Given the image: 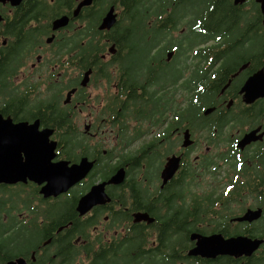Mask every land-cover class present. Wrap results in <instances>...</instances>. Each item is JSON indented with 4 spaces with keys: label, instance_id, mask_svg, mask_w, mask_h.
Here are the masks:
<instances>
[{
    "label": "flooded vegetation",
    "instance_id": "flooded-vegetation-1",
    "mask_svg": "<svg viewBox=\"0 0 264 264\" xmlns=\"http://www.w3.org/2000/svg\"><path fill=\"white\" fill-rule=\"evenodd\" d=\"M82 1L0 0V264H264V0Z\"/></svg>",
    "mask_w": 264,
    "mask_h": 264
},
{
    "label": "trees",
    "instance_id": "trees-1",
    "mask_svg": "<svg viewBox=\"0 0 264 264\" xmlns=\"http://www.w3.org/2000/svg\"><path fill=\"white\" fill-rule=\"evenodd\" d=\"M174 0H120L122 7V16L114 25L112 30L117 34L133 33L139 35H152L169 33L173 28H177L178 21L182 19V13L178 17L174 13V18L170 24V17H165L161 21L160 14L165 10L167 4L173 3ZM179 1H176L178 3ZM126 20V21H125ZM128 20V21H127ZM189 34H204V27L201 24H191Z\"/></svg>",
    "mask_w": 264,
    "mask_h": 264
},
{
    "label": "water",
    "instance_id": "water-1",
    "mask_svg": "<svg viewBox=\"0 0 264 264\" xmlns=\"http://www.w3.org/2000/svg\"><path fill=\"white\" fill-rule=\"evenodd\" d=\"M92 0H83L81 4L83 3H89ZM118 18V13L115 10V5L111 6V9L107 12L105 15L103 22L101 24V27H112ZM62 18L61 20H63ZM257 94H264V87L256 92ZM170 164L167 166L169 168ZM166 168V169H167ZM165 169V170H166ZM56 169H52V176H51V183L43 188V191H45L46 194L51 193H58L65 189L69 184L73 183L75 180H77L83 173V171L77 172V166L73 165L69 168V175L67 177L59 178L56 176ZM77 172V173H76ZM124 172L121 170L118 173H116L112 178L111 181H121L123 179ZM87 199V198H86ZM202 244H204V238L201 240V244L199 247L195 249V253L202 251Z\"/></svg>",
    "mask_w": 264,
    "mask_h": 264
},
{
    "label": "rangeland",
    "instance_id": "rangeland-1",
    "mask_svg": "<svg viewBox=\"0 0 264 264\" xmlns=\"http://www.w3.org/2000/svg\"><path fill=\"white\" fill-rule=\"evenodd\" d=\"M183 14H185L186 16H184V19L180 20V23L178 25L177 28H175V32L173 34H175L176 39L175 41L178 42L179 40H185V37H187L188 35L190 36L191 34H189V29H188V22H189V9L187 11H183Z\"/></svg>",
    "mask_w": 264,
    "mask_h": 264
},
{
    "label": "bare ground",
    "instance_id": "bare-ground-1",
    "mask_svg": "<svg viewBox=\"0 0 264 264\" xmlns=\"http://www.w3.org/2000/svg\"><path fill=\"white\" fill-rule=\"evenodd\" d=\"M117 21H118V20H117ZM117 21H116V22H117ZM111 29H112V28H111Z\"/></svg>",
    "mask_w": 264,
    "mask_h": 264
}]
</instances>
